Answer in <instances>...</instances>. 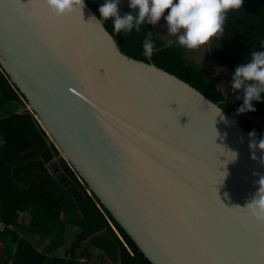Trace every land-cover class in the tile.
Masks as SVG:
<instances>
[{
	"label": "water",
	"instance_id": "95a60500",
	"mask_svg": "<svg viewBox=\"0 0 264 264\" xmlns=\"http://www.w3.org/2000/svg\"><path fill=\"white\" fill-rule=\"evenodd\" d=\"M93 17L85 2L56 18L44 0H0L1 68L59 157L152 264H264V223L241 209L264 150L253 159L218 102Z\"/></svg>",
	"mask_w": 264,
	"mask_h": 264
},
{
	"label": "trees",
	"instance_id": "16d2710c",
	"mask_svg": "<svg viewBox=\"0 0 264 264\" xmlns=\"http://www.w3.org/2000/svg\"><path fill=\"white\" fill-rule=\"evenodd\" d=\"M84 2L101 18L99 7L104 0ZM119 11L124 14L131 9L124 6ZM103 27L124 51L187 81L218 102L249 133L254 131L255 139H264V126L256 120L264 118V100L253 101L255 111L240 113L243 93L233 92L231 85L224 90L215 76L178 44V39L167 44L148 23L141 25L140 32L133 29L128 34L115 33L112 20H103ZM144 39L156 45L151 57L143 54ZM261 50L264 0H243L239 10L227 14L223 33L210 40V52L230 62L236 56L232 80L235 69L248 62L252 52ZM21 101H25L24 95L0 65V221L14 226L0 230V264H87L93 248L114 259L115 264H152L97 199L87 193L86 185L59 157L33 113L19 111ZM54 161L66 183L50 170ZM23 212L30 214L26 227L18 223ZM69 226L75 234L60 254ZM85 257L87 261L81 262Z\"/></svg>",
	"mask_w": 264,
	"mask_h": 264
},
{
	"label": "clouds",
	"instance_id": "9594fccd",
	"mask_svg": "<svg viewBox=\"0 0 264 264\" xmlns=\"http://www.w3.org/2000/svg\"><path fill=\"white\" fill-rule=\"evenodd\" d=\"M119 3L120 0H104L99 7L101 20L93 17V21L112 20L115 33L128 34L133 29L140 32L141 25L145 23L156 25L167 12V33L177 36L180 46L195 50L223 33L227 14L239 10L243 0H128L131 11L124 14L119 11ZM44 4L50 14L62 18L76 10L82 13L84 0H44ZM142 46L145 57H151L156 50L154 41L150 39H144ZM231 89L243 93V105L238 110L240 113L255 111L253 101L264 100V50L252 52L251 59L235 69ZM249 135L254 138L255 132ZM249 147L253 150L252 158L256 159L255 150L257 147L264 150V139H260L258 144L253 139ZM256 183L259 190L250 201L243 208L235 207L245 209L258 223H264V176Z\"/></svg>",
	"mask_w": 264,
	"mask_h": 264
},
{
	"label": "rangeland",
	"instance_id": "374dc122",
	"mask_svg": "<svg viewBox=\"0 0 264 264\" xmlns=\"http://www.w3.org/2000/svg\"><path fill=\"white\" fill-rule=\"evenodd\" d=\"M124 6H129L128 0H120L118 7L121 8ZM167 14L168 13L165 12L164 16L161 17L160 21L156 25H152V27H153V30L158 35L162 36V38L166 40V43L169 44L175 39H177V36L169 35L167 33V22L165 19ZM188 51L194 60H196L198 63L203 64L204 68L209 70L210 73H212L215 76L216 80L219 81V84H221L224 90L230 87L231 75L233 74L232 65L234 64L236 65V63L238 62V59L236 58V56L231 57V62L226 61L221 58L214 57L212 53L210 52V42L201 48H198L195 50H188ZM18 109L19 111L27 109V103L25 101H21V104L18 107ZM261 123L264 126V118L261 120ZM56 167H57V162L54 161L50 167V170H52L53 173H57L59 170ZM73 229L74 228L72 227V228H67L66 230L65 237H64V247H63L64 249H65V243L67 241V237H74L75 229L74 230ZM65 238H66V241H65ZM64 251H63V254H64ZM101 254L104 259L97 261V263H100V262H102L101 264H115L116 263L114 259H109L107 258L105 254L103 253ZM88 264H92V263L89 262Z\"/></svg>",
	"mask_w": 264,
	"mask_h": 264
},
{
	"label": "crops",
	"instance_id": "0c3cea01",
	"mask_svg": "<svg viewBox=\"0 0 264 264\" xmlns=\"http://www.w3.org/2000/svg\"><path fill=\"white\" fill-rule=\"evenodd\" d=\"M0 117H1V113H0ZM29 216H30V214H29L28 212L20 213V214H19V221H18V223H19L21 226L26 227L27 224H28V222H29ZM67 228H72V227L69 226V227H67ZM73 230H74V229H73ZM72 239H73V237H67V241H66V238H65V241H66V243H65V249L69 246V244H70V242H71ZM65 249L62 248L61 250H59L60 254H63V251H64ZM91 253H92V256L88 259V261H87V259H86V257H85V258L80 259L81 262H85V261H87V264H88L89 262L92 263V264H101L102 262L97 263V261H100V260L104 259V258L102 257V254H101L102 252L99 251V250L96 249V248H93V249L91 250ZM105 263H106V262H105Z\"/></svg>",
	"mask_w": 264,
	"mask_h": 264
},
{
	"label": "built area",
	"instance_id": "2783aa9c",
	"mask_svg": "<svg viewBox=\"0 0 264 264\" xmlns=\"http://www.w3.org/2000/svg\"><path fill=\"white\" fill-rule=\"evenodd\" d=\"M13 227H14L13 225H6L2 221H0V230H4L5 228L11 229Z\"/></svg>",
	"mask_w": 264,
	"mask_h": 264
}]
</instances>
